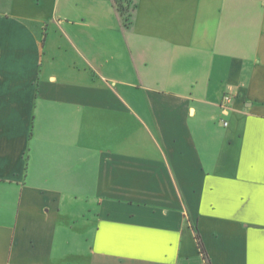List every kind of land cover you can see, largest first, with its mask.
<instances>
[{"label":"crops","instance_id":"0c3cea01","mask_svg":"<svg viewBox=\"0 0 264 264\" xmlns=\"http://www.w3.org/2000/svg\"><path fill=\"white\" fill-rule=\"evenodd\" d=\"M128 1L0 0V264H264V0Z\"/></svg>","mask_w":264,"mask_h":264},{"label":"trees","instance_id":"16d2710c","mask_svg":"<svg viewBox=\"0 0 264 264\" xmlns=\"http://www.w3.org/2000/svg\"><path fill=\"white\" fill-rule=\"evenodd\" d=\"M117 4H118V7H119V11L122 15V17L124 18L125 22L127 25H130L131 24V21H132V16L129 14V9L128 7H124L123 4H121V0H116ZM127 3H131L130 1H127ZM136 6H134L133 10L135 9ZM199 236H197V239H198V242L200 241V239L198 238ZM199 247H200V250L204 256V259L206 260L207 264H208V258H207V254H206V251H205V248L203 247L202 244H200L199 242Z\"/></svg>","mask_w":264,"mask_h":264},{"label":"rangeland","instance_id":"374dc122","mask_svg":"<svg viewBox=\"0 0 264 264\" xmlns=\"http://www.w3.org/2000/svg\"><path fill=\"white\" fill-rule=\"evenodd\" d=\"M127 1L128 0H121V4H123V6L124 7H128V9H129V14L132 16V14H133V3H132V1H130L131 3L129 4V3H127ZM45 41H46V33H44V37H43V41H42V44H43V46L45 45ZM197 236H199L198 238L200 239V244H202L203 245V247H204V243H203V241L201 240V237H200V235L199 234H197Z\"/></svg>","mask_w":264,"mask_h":264},{"label":"built area","instance_id":"2783aa9c","mask_svg":"<svg viewBox=\"0 0 264 264\" xmlns=\"http://www.w3.org/2000/svg\"><path fill=\"white\" fill-rule=\"evenodd\" d=\"M231 102H232V97L230 95H227L223 98V102L220 105V108H221V111L223 114H225V115L228 114V112H229L228 106L230 105Z\"/></svg>","mask_w":264,"mask_h":264}]
</instances>
